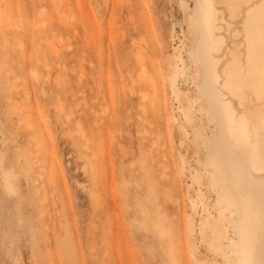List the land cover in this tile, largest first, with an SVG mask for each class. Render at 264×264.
<instances>
[{"label": "rangeland", "instance_id": "rangeland-1", "mask_svg": "<svg viewBox=\"0 0 264 264\" xmlns=\"http://www.w3.org/2000/svg\"><path fill=\"white\" fill-rule=\"evenodd\" d=\"M194 4L0 0V264H226Z\"/></svg>", "mask_w": 264, "mask_h": 264}, {"label": "bare ground", "instance_id": "bare-ground-1", "mask_svg": "<svg viewBox=\"0 0 264 264\" xmlns=\"http://www.w3.org/2000/svg\"><path fill=\"white\" fill-rule=\"evenodd\" d=\"M194 2L192 11L186 13L194 34L188 56L198 70L197 97L209 127L208 164L221 206L217 217L205 219L206 232L227 241L222 246L226 264H264V136L249 115L264 101V0ZM240 4L245 7H237ZM223 31L228 33L230 46ZM175 89L177 96L182 93ZM3 175L12 189L13 174ZM229 228L234 237L229 236Z\"/></svg>", "mask_w": 264, "mask_h": 264}, {"label": "snow or ice", "instance_id": "snow-or-ice-1", "mask_svg": "<svg viewBox=\"0 0 264 264\" xmlns=\"http://www.w3.org/2000/svg\"><path fill=\"white\" fill-rule=\"evenodd\" d=\"M237 7L239 8H243L245 7V5H237ZM261 57H262V63H264V35H262V40H261ZM245 264H247V262H245Z\"/></svg>", "mask_w": 264, "mask_h": 264}]
</instances>
